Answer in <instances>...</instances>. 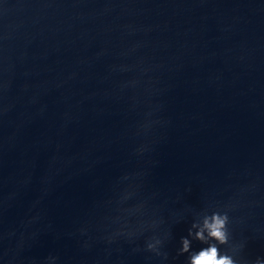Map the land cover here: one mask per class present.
I'll return each instance as SVG.
<instances>
[{
  "label": "water",
  "instance_id": "water-1",
  "mask_svg": "<svg viewBox=\"0 0 264 264\" xmlns=\"http://www.w3.org/2000/svg\"><path fill=\"white\" fill-rule=\"evenodd\" d=\"M215 210L264 258V0H0V264H190Z\"/></svg>",
  "mask_w": 264,
  "mask_h": 264
},
{
  "label": "clouds",
  "instance_id": "clouds-1",
  "mask_svg": "<svg viewBox=\"0 0 264 264\" xmlns=\"http://www.w3.org/2000/svg\"><path fill=\"white\" fill-rule=\"evenodd\" d=\"M229 215L226 211L215 210L204 216L203 224L200 230L196 232L195 237L208 246L200 249L190 257V264H238L228 253H221L218 245H227L230 240L229 231ZM193 227H197L194 223ZM205 232L207 235H205ZM191 235V232H189ZM182 252L189 249V241L183 238ZM211 241H215L214 243ZM152 245H148V249H152ZM254 264H264V258L257 257Z\"/></svg>",
  "mask_w": 264,
  "mask_h": 264
}]
</instances>
